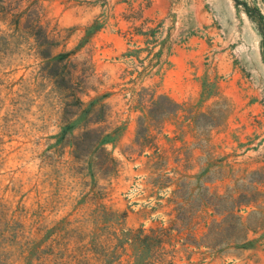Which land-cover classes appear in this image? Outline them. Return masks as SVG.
Instances as JSON below:
<instances>
[{"label":"rangeland","instance_id":"374dc122","mask_svg":"<svg viewBox=\"0 0 264 264\" xmlns=\"http://www.w3.org/2000/svg\"><path fill=\"white\" fill-rule=\"evenodd\" d=\"M163 4L0 0V264H264V0Z\"/></svg>","mask_w":264,"mask_h":264},{"label":"trees","instance_id":"16d2710c","mask_svg":"<svg viewBox=\"0 0 264 264\" xmlns=\"http://www.w3.org/2000/svg\"><path fill=\"white\" fill-rule=\"evenodd\" d=\"M245 13L248 16L250 20H252L256 26L257 30L259 31L261 35V47L264 50V18L260 14V12H256V16H253L250 12V8H248L245 4ZM264 53V52H263ZM264 59V58H263ZM87 133H85L86 135ZM102 135V134H101ZM99 136L98 140L96 141V144H101L104 140L107 139L106 136ZM95 146V148H97ZM78 148V145H75V152ZM110 161L113 163V160L110 159ZM232 219H234V224L237 228V230H243L244 228L242 227V222L239 217L231 215ZM236 230V229H234ZM129 238L128 240L131 241L133 246L136 247L137 249V254H135V264H147L145 262L140 261L141 256L146 253L150 257H153L155 259H158L159 254H157V248H161V245L163 243V237H164V230L159 228V229H152L149 231V233H144L143 229H137L135 231H130L128 233ZM229 243L234 244L235 246L239 245H244L246 242V236H242V238H235L233 240H230ZM162 257V256H161ZM159 262L162 260H158Z\"/></svg>","mask_w":264,"mask_h":264},{"label":"crops","instance_id":"0c3cea01","mask_svg":"<svg viewBox=\"0 0 264 264\" xmlns=\"http://www.w3.org/2000/svg\"><path fill=\"white\" fill-rule=\"evenodd\" d=\"M148 1V5L145 7V12H154L157 13L158 12V8L162 7L163 1L164 0H147ZM153 14V13H152ZM187 46L191 47L190 49L187 48ZM193 58V45L189 44V43H183L181 45H179L178 47H173V50L170 54V59L171 62L170 64L167 66L168 70L166 72V74L162 75L161 78H157L156 79V83L153 84V87L159 91V90H163V84L167 78V75L169 73H176L179 72L178 69V63L182 62L184 64H188V62H190ZM190 60V61H189ZM193 71V70H192ZM190 81H193V74H190Z\"/></svg>","mask_w":264,"mask_h":264}]
</instances>
